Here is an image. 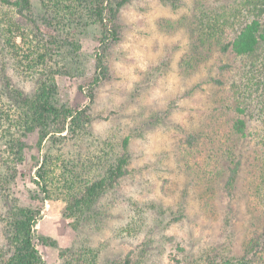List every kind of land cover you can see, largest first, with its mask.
Here are the masks:
<instances>
[{
    "label": "trees",
    "instance_id": "1",
    "mask_svg": "<svg viewBox=\"0 0 264 264\" xmlns=\"http://www.w3.org/2000/svg\"><path fill=\"white\" fill-rule=\"evenodd\" d=\"M40 1L41 12L37 13L32 0H0V124L11 123L1 139L9 155L4 160L0 151V167L12 170L8 177L0 174V191L5 192L18 176L17 167L24 161V138L37 133V145L43 153L41 158H35L38 161L35 177L29 172L36 187L34 200L63 199L65 216L75 221V230L87 224L99 234L105 230L106 221L115 219L116 210H124L126 224L116 236L138 239L146 233L150 238L162 225L160 215L151 212L156 206L143 209L135 202L130 203L122 193L123 182L131 172L130 140L120 142L117 135L94 140L89 131L94 120L90 105L75 108L56 102L55 57L72 45L73 30L96 26L101 32L102 54H97L96 75L87 92L89 101L94 102V86L108 77L104 53L120 41L118 20L130 0ZM188 22L182 21L189 27L193 53L186 64L189 67L201 64L214 50L223 54L232 51L237 58L248 59V82H243V88L236 83L231 108L234 113L252 115V110L258 107L261 112L258 116L264 124V0H233L230 4L203 8ZM215 83L223 81L215 79ZM13 127L16 132L11 131ZM245 127L244 120L238 118L230 137H239ZM261 140L262 157L251 182V215L261 228L246 252L239 256L233 252L232 229L243 161L234 151L235 143L223 142L219 136L213 139L207 133L188 137L192 153L202 158L197 162L200 182L196 185L203 192L204 211H216L214 201L219 189L225 210L217 240L199 249L179 248L175 264H264V139ZM70 146L79 149L78 157L67 158ZM221 179L223 185L216 186ZM7 207L0 214V264H47L39 247L49 244L35 234L40 213L19 203ZM149 243L104 264H150L152 237ZM102 253L101 246H93L89 239H77L71 247L60 250L59 258L61 264H101Z\"/></svg>",
    "mask_w": 264,
    "mask_h": 264
},
{
    "label": "rangeland",
    "instance_id": "2",
    "mask_svg": "<svg viewBox=\"0 0 264 264\" xmlns=\"http://www.w3.org/2000/svg\"><path fill=\"white\" fill-rule=\"evenodd\" d=\"M232 2L178 0L174 4L171 0H130L118 20L120 41L104 53L108 77L94 86L93 103L87 92L96 75L97 54H102L100 30L96 26L76 28L72 45H67L62 55L54 59L58 68L56 102L75 108L90 105L94 120L89 131L94 140L109 135H117L120 142L130 140L131 172L123 182L122 193L130 203L135 202L143 209L155 205L157 209L151 212L162 220L161 228L150 236V264H175L179 248L210 245L217 240L223 225L225 206L220 201V189L214 201L216 211L209 213L203 209V192L196 185L200 182L197 162L202 158L189 148L190 135L208 133L213 139L219 136L223 142L235 143L234 151L243 161L234 201V254L243 255L261 228L251 215V182L263 152L264 124L258 116L261 112L256 107L252 115L238 114L231 108L236 83L243 88V82H248L250 61L237 58L232 51L223 54L214 50L201 64L194 67L186 64L193 51L189 27L182 21L190 23L201 9ZM32 3L35 12L40 13L41 1ZM223 66L228 68L222 70ZM215 79L223 83H215ZM238 118L246 123L244 133L231 138L229 132ZM10 124L8 121L0 124V151L4 160L9 153L1 139ZM11 131L16 132V128ZM24 140V161L17 167L18 176L5 192L0 191V214L8 205L18 203L32 206L40 213L35 234L49 244L39 247L47 264H61L60 250L71 247L77 239H89L93 246H101V264L150 244L146 233L138 239L116 236L126 224L124 210H116L115 219L106 221L105 230L99 234L87 224L75 230V221L65 216L63 199L34 200L36 187L29 172L35 177L38 165L35 158H41L43 152L37 145V133L27 134ZM78 154V148L70 146L67 150V158L73 159ZM11 173L7 166L0 167V174L8 177ZM223 182L221 179L216 186H222ZM51 242L56 245L51 246Z\"/></svg>",
    "mask_w": 264,
    "mask_h": 264
}]
</instances>
